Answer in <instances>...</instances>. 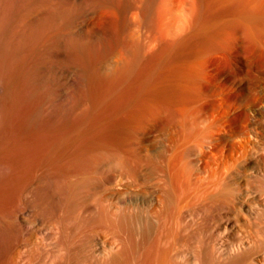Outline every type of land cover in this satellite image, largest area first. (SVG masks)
I'll return each instance as SVG.
<instances>
[{"label": "rangeland", "instance_id": "rangeland-1", "mask_svg": "<svg viewBox=\"0 0 264 264\" xmlns=\"http://www.w3.org/2000/svg\"><path fill=\"white\" fill-rule=\"evenodd\" d=\"M151 1L39 0L30 12L33 19L51 17L54 22L35 43L12 57L0 76V264L264 263V254L258 250L247 252L237 243L227 250L218 237L212 241L197 234L196 238V227L188 234L181 230L178 238L183 222H173L176 225L172 227L169 219L145 223L124 216L126 219L122 217L114 225L100 218L99 194L104 189L113 190L118 175L117 169L108 171L107 178L112 177L106 180L108 187H99L103 152L109 149L113 152L108 153L117 158L126 154L124 160L131 162L124 144L126 137L119 132L123 125L127 129L121 120L127 123L132 108L138 110L145 99L158 107L165 106V110L176 102L177 96H169L162 87L169 70L184 69L194 75L197 70L199 76L203 72V78L208 72L200 81L224 92L221 103L229 111L217 119L222 130H245L246 122L263 123L264 22L261 48L250 38L235 42L231 30L216 28L211 33L203 29L174 53H168L169 46L164 43L162 47V42L151 44L156 46L152 48L147 45L150 50L142 55L141 48L136 49L141 44L133 43L137 38L132 39L136 37L134 30L142 28L148 19ZM216 13L218 16V12L212 15ZM210 14H204V22L212 19ZM141 30L150 35L148 29ZM165 51L171 57L167 53L165 57ZM135 64L137 69L133 68ZM148 74L153 78L146 86ZM170 100L173 103L167 102ZM114 147L119 150L114 151ZM85 182L94 185L86 190ZM56 185L60 186L58 190ZM78 191L82 198L77 206L71 195L77 197ZM43 194L47 196L39 205L38 196ZM171 231L178 235L174 237ZM164 253H169L168 257Z\"/></svg>", "mask_w": 264, "mask_h": 264}, {"label": "bare ground", "instance_id": "bare-ground-1", "mask_svg": "<svg viewBox=\"0 0 264 264\" xmlns=\"http://www.w3.org/2000/svg\"><path fill=\"white\" fill-rule=\"evenodd\" d=\"M38 1L0 0V76L7 69L12 57L14 58L25 47L35 43L53 24L54 21L51 17L44 19L31 18L33 14H30V12H33ZM151 3L149 4L151 10L148 19L146 18L144 22L145 19L143 18L144 26L140 28L142 25H139L138 28L140 29L138 31L134 30L136 37L131 38L133 41H136L135 38H137V41L139 40L133 43L141 44H138L139 47H136V49L141 48L142 51L139 50V52L142 55L149 52V47L153 43L162 44L163 42L162 47L167 44L169 47L166 46L168 47L166 50L170 54L180 48L182 50L183 46L193 36L197 37L201 31L204 32L205 30L211 33L216 28L219 31L231 30V40L235 42L246 41L247 38H250L257 45L259 44V48H261L264 0H152ZM207 12L211 13V17L216 15V18L212 17V19L209 18L208 21L204 22L203 16H205V13L207 15ZM214 12H218L219 15L217 16V13L212 15ZM138 21L140 20L137 19ZM143 28L148 29V31H145L150 35L143 33L144 30H141ZM164 43L166 44L164 45ZM134 45L136 46V44ZM152 47L156 46L152 45ZM145 50L147 52H144ZM167 52L165 51V57ZM168 53L167 56H169ZM137 56V58L135 57L137 60L138 58L141 59L139 54ZM133 68H136V64ZM179 69L181 68H177L176 71ZM182 70L184 69L178 72L167 70V74L166 71L164 72L166 77L165 80L163 77V89L165 88V91L170 93L169 96L172 94L177 96V100L174 98L175 103H173V99H171L173 102L171 100L170 102L167 101L170 104L173 103L171 107L168 106L167 111L165 106L161 108L162 105L158 107L159 104L155 105L151 101L144 102L146 100L144 98L145 100L142 101L138 110L135 111L131 107L132 105L130 106L133 112L131 111V115L126 120L127 123L123 121L122 117L119 118L124 123L119 122L125 124L127 128L125 129L123 125V130V127L120 126L119 128H122L119 132L123 135H121L122 138L126 137L124 144H127L128 150L125 149L132 160H130L131 162L124 160L128 157L125 156L127 151L124 149L125 155L122 156L125 157L120 156L121 158L109 154L113 152L112 150V152H109V149L107 152H103L102 162L100 161L101 166L98 165L100 166L99 175H101V178L97 177L100 179L99 187L102 189L104 184L107 183L106 180L110 181V178H112H107L108 171L117 169L118 175H116L114 189L108 188V191L110 189L112 192L111 194L108 193L107 189H104V191H100L99 198L96 196L99 199V205L96 204L100 210L97 209L100 213L98 214L104 223H114V225L124 216L128 219L134 216L145 220V223L150 220L163 221L164 219L167 222L172 221L171 224L173 222L179 224L183 222L184 224H180L181 227L178 225L180 228L177 227V230L180 229L178 238L181 237V230L188 234L196 227L194 236L199 234L203 239L210 240L218 237L222 246L224 245L227 250L232 246V243H237L247 252L258 250L259 254H264V118L261 124H254L252 121L253 124L246 122L245 130H222L217 124V119L229 113L221 103L224 92L221 89L218 90V87L216 89L215 86L212 87L209 83L202 82L203 80L200 78H203L201 76L203 72H201L202 74L199 72L201 74L199 76L197 70L195 75L192 72L190 74V72ZM193 72L195 73V70ZM205 74L208 75V72H204ZM148 75L147 78L145 77L146 79L143 76L144 83H148L146 86L150 84L149 81L154 74ZM150 89L152 90V87ZM156 94L159 95V93ZM159 102L161 103V98ZM124 115L123 113V117H125ZM120 147L122 148V146ZM93 182L94 180L91 183ZM71 185L74 186L75 184ZM92 185L86 183V190H88V186L91 187ZM58 187L60 186L55 187V189L58 190ZM76 188L79 190L80 187ZM104 188L106 187L104 186ZM86 190L84 191L86 192ZM79 191L77 197L71 195V200L75 204H80L79 199L82 198L80 196L82 193L80 194ZM55 192L54 194L60 195ZM75 192L77 191L75 190ZM40 195L38 196L39 199L37 197L40 201L39 205L45 199V194ZM56 195L53 198L60 197ZM84 200H87V198ZM75 204L72 206H75ZM44 208L46 209V207ZM188 220L189 222L191 220L192 224ZM174 223L172 227L176 225ZM131 224L133 223L131 222ZM170 234H172V231ZM195 237L197 238V236ZM178 242L180 243V241ZM166 244L168 243L166 242ZM198 244L200 245V243ZM168 254L165 255L168 257ZM201 254H204V252ZM243 256H245V253ZM213 258L211 257V259ZM194 259H197L196 256Z\"/></svg>", "mask_w": 264, "mask_h": 264}]
</instances>
